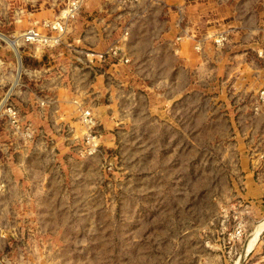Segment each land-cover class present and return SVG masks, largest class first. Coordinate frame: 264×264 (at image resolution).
Masks as SVG:
<instances>
[{"label": "rangeland", "instance_id": "obj_1", "mask_svg": "<svg viewBox=\"0 0 264 264\" xmlns=\"http://www.w3.org/2000/svg\"><path fill=\"white\" fill-rule=\"evenodd\" d=\"M164 1L121 7L85 0L70 37L100 50L127 30L131 63L115 74L100 69L97 78L95 69L74 71L55 114L68 128L41 122L31 96L13 97L32 119L35 138L3 156L9 138L0 126V180L9 193L0 206L1 263L264 264V106L257 100L264 90V0H185L177 7L169 0L167 8ZM58 6L3 0L4 16L24 14L22 29L4 27L3 36L18 37ZM219 31L228 35L221 50L212 41ZM184 34L189 40L174 44ZM2 46L3 54L10 50L4 40ZM23 49L19 59L37 67ZM9 86L3 81V94ZM75 96L95 110L101 135L87 159L67 140L80 131ZM240 224L242 238L231 240Z\"/></svg>", "mask_w": 264, "mask_h": 264}, {"label": "built area", "instance_id": "obj_2", "mask_svg": "<svg viewBox=\"0 0 264 264\" xmlns=\"http://www.w3.org/2000/svg\"><path fill=\"white\" fill-rule=\"evenodd\" d=\"M51 7L54 8L56 3L59 6L54 10L50 18L36 20L32 22L24 31L20 32L18 37L3 36V0H0V126L7 132L9 141L3 143V156L8 154V150L19 153L32 145L35 138L34 124L30 117L23 113L13 103V97H30V106L37 113V118L52 128L60 130L68 125L64 119L57 120V106L59 97L62 95L61 88L68 89L69 84L74 81L73 73L81 70L90 72L92 69L94 76L97 78V72L104 71L117 73L119 65H128L131 63V57L125 48V41L128 39L129 32L125 30L121 38L112 40L105 49H93L80 46L82 39L71 38V34L76 30V24L81 17V10L85 0H50ZM160 0H117L121 7H133L140 4H154ZM23 11H14L13 23L22 24ZM263 32H264V15H263ZM109 29H112L110 31ZM107 37L113 36L114 28H107ZM111 32V33H109ZM17 33V32H16ZM82 33L88 34V30L82 29ZM110 34V35H109ZM186 36V37H185ZM12 43L10 47L7 41ZM13 39V40H12ZM3 40L10 50L3 54ZM189 40L187 34L177 36L176 43ZM213 45L217 50H221L228 42L226 31H220L213 35ZM2 43V44H1ZM23 47L27 50V56L31 57L40 67L26 66L18 57V49ZM196 52L202 50L201 43H196L194 47ZM54 53L50 59L47 55ZM258 56H262V51H258ZM3 65L6 68L3 69ZM89 70V71H87ZM86 75L82 74L84 78ZM8 77L11 78L8 79ZM107 78H109L107 76ZM3 81L10 82L9 88L3 94ZM28 82L34 84L35 90H30L25 85ZM61 91V92H60ZM81 96V95H80ZM75 96L71 102L74 110L77 111V124L80 131L74 132L67 140L74 141V148L81 145L78 154L81 159H87L93 156L99 150L101 135L98 131V122L95 110L91 106H86ZM258 105L264 106V90L258 93ZM58 122V123H56ZM39 127H44L43 125ZM72 131V130H70ZM66 142V139L64 140ZM75 142H77L75 144ZM35 143V142H34ZM69 144L68 142H66ZM77 149V148H76ZM2 159V146L0 148V163ZM260 160V181L264 187V155L259 156ZM0 180V206L3 204L2 198L9 195L6 183ZM8 193V194H7ZM231 240H240L242 238V224L235 227L229 233ZM5 238L4 235L0 237ZM0 264L1 263L0 261ZM21 264V263H16Z\"/></svg>", "mask_w": 264, "mask_h": 264}, {"label": "crops", "instance_id": "obj_3", "mask_svg": "<svg viewBox=\"0 0 264 264\" xmlns=\"http://www.w3.org/2000/svg\"><path fill=\"white\" fill-rule=\"evenodd\" d=\"M168 1L169 0H166V1H164L166 4H165V7L167 8V5L169 4L168 3ZM185 3V0H172V4H170V6L171 7H177V6H180V4L181 3ZM162 3V2H161ZM170 6H168V7H170ZM104 13H106V12H104ZM40 14V13H39ZM49 14H50V12H49ZM13 15V14H12ZM9 19H13V17L11 18L9 15H8V13L6 14V16H4V14H3V23H2V28H8V27H10V25H11V27L13 26V28H14V31L13 32H19L20 30L19 29H22V27L23 26H19L18 24H15V23H13V22H11V20H9ZM4 20L5 21H8L9 20V23H4ZM169 23V21H166L165 22V25L166 24H168ZM175 26H178L177 24H175ZM220 32V31H219ZM217 33V32H216ZM86 41H89L90 43L91 42H94V40L93 39H90V40H88V39H86ZM227 44V43H226ZM226 46V45H225ZM94 47H95V45H94ZM96 48H99V45L97 44V47ZM53 54L54 53H50L49 55H47V59L45 58V61H47L48 59H50V57H52L53 56ZM40 65L41 64H39L38 63V66L37 67H40ZM258 224H263L264 225V220L263 221H261V223L259 222ZM264 232V227H263V230H262V232H261V234ZM260 234V235H261ZM259 238H260V236H259ZM258 241H259V239H258ZM258 241H257V243H258ZM257 245V244H256ZM256 245H255V247H256ZM247 254H249V253H244V256L245 255H247Z\"/></svg>", "mask_w": 264, "mask_h": 264}, {"label": "bare ground", "instance_id": "obj_4", "mask_svg": "<svg viewBox=\"0 0 264 264\" xmlns=\"http://www.w3.org/2000/svg\"><path fill=\"white\" fill-rule=\"evenodd\" d=\"M263 225V224H262ZM261 225V226H262ZM261 231V228H258V230H256L254 233H253V235H252V239H251V241H250V244H248V246H247V248H248V250H250V248L252 247V245L254 244V242L256 241V239H257V237H258V234H259V232ZM249 243V242H248Z\"/></svg>", "mask_w": 264, "mask_h": 264}]
</instances>
